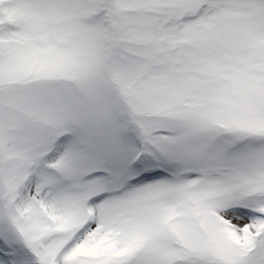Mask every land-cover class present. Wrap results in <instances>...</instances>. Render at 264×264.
Wrapping results in <instances>:
<instances>
[{"label": "snow or ice", "instance_id": "obj_1", "mask_svg": "<svg viewBox=\"0 0 264 264\" xmlns=\"http://www.w3.org/2000/svg\"><path fill=\"white\" fill-rule=\"evenodd\" d=\"M0 264H264V0H0Z\"/></svg>", "mask_w": 264, "mask_h": 264}]
</instances>
